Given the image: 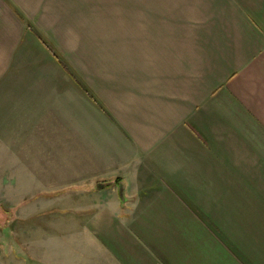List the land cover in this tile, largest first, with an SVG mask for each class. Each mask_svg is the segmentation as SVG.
Instances as JSON below:
<instances>
[{"label":"crops","instance_id":"crops-1","mask_svg":"<svg viewBox=\"0 0 264 264\" xmlns=\"http://www.w3.org/2000/svg\"><path fill=\"white\" fill-rule=\"evenodd\" d=\"M118 1L125 31L86 56L60 46L69 0H0V102L47 96L78 144L76 262L264 264V0Z\"/></svg>","mask_w":264,"mask_h":264},{"label":"rangeland","instance_id":"rangeland-1","mask_svg":"<svg viewBox=\"0 0 264 264\" xmlns=\"http://www.w3.org/2000/svg\"><path fill=\"white\" fill-rule=\"evenodd\" d=\"M120 3L118 0H69L68 6L64 4L69 11L67 16L64 14V24L70 32L60 46L67 51L70 46L76 52L80 49L86 51V56H94L98 50L95 41H108L112 34L109 28L119 31L110 23L125 22V17L119 15ZM16 11L22 19H27L21 11ZM122 25L125 31V23ZM120 32H114L113 36L119 37ZM37 35L42 36L39 32ZM44 38L50 50L60 51L47 35L44 34ZM36 45L34 53L41 65L45 59L41 52H44L38 41ZM122 50L125 55V49ZM101 51L104 55L108 49ZM33 61L34 58L28 60ZM61 63L65 69L70 68L66 60ZM46 71L57 70L47 68ZM56 79L49 80V84H57ZM42 89L50 91L48 86ZM35 97L37 95L27 92L26 96H16L19 102L14 103V96L8 97L5 103L0 102V264H69L71 261L78 264L79 256L83 261L85 254L83 218L93 211L83 209L87 202L78 200L79 194L70 190L83 179L78 172L84 171L78 161V144L68 132L64 139L72 140L61 142V126H54L55 120L61 118H45L47 96H41V106L30 109L29 101ZM97 104L102 107L101 103ZM85 197L88 196H82ZM192 213L202 222L204 217L198 208H193ZM230 248L231 254L239 251L233 246Z\"/></svg>","mask_w":264,"mask_h":264},{"label":"trees","instance_id":"trees-1","mask_svg":"<svg viewBox=\"0 0 264 264\" xmlns=\"http://www.w3.org/2000/svg\"><path fill=\"white\" fill-rule=\"evenodd\" d=\"M18 13V12H17ZM18 15H20V13H18ZM21 17V16H20ZM22 18V17H21ZM39 39L41 40V38L39 37ZM89 93V92H88ZM93 98V100L95 101V102H97V100L96 99H94V97H92ZM121 183V179H117V180H115V181H112V182H110V183H108V186H113V185H118V184H120Z\"/></svg>","mask_w":264,"mask_h":264},{"label":"water","instance_id":"water-1","mask_svg":"<svg viewBox=\"0 0 264 264\" xmlns=\"http://www.w3.org/2000/svg\"><path fill=\"white\" fill-rule=\"evenodd\" d=\"M104 185H100V187H103ZM119 191H120V195L122 196V198H124V184L120 183L119 186Z\"/></svg>","mask_w":264,"mask_h":264}]
</instances>
